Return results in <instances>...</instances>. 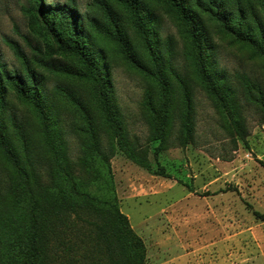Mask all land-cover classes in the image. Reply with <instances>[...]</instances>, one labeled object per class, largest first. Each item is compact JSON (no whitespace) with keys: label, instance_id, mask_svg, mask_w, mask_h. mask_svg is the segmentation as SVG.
Instances as JSON below:
<instances>
[{"label":"rangeland","instance_id":"374dc122","mask_svg":"<svg viewBox=\"0 0 264 264\" xmlns=\"http://www.w3.org/2000/svg\"><path fill=\"white\" fill-rule=\"evenodd\" d=\"M28 1L0 0L1 61L8 69L20 70L19 61L7 43L12 40L31 65L42 72L62 149L74 176L84 172L80 158L84 155L81 129L85 125L78 109L59 93L57 86L79 95L88 106L100 142L110 154L119 209L142 238L147 264L165 261L163 264H264V221L254 214V211L264 214V60L253 55L247 45L232 41L206 15L202 17L210 68L222 76L221 81L232 91L238 126L230 127L215 100L194 77L187 56L188 43L176 20L164 7L150 5L155 38L158 44H163L158 48L159 57L171 86L166 130L161 147L154 155L158 140L151 139L152 126L144 99L149 92L156 102V87L114 47L96 39V46L101 47L105 57L111 97L126 142L151 164V169H146L127 157L117 145L110 150L109 135L102 127L88 84L37 67L34 59L39 41L28 32L21 9ZM64 1L67 0H42L45 5ZM74 2L80 13H96L89 7L90 0ZM255 11L264 30V11L258 7ZM126 27L135 49L142 54L140 41ZM175 74L182 78L191 98L189 136L184 135L181 126L184 104ZM2 120L7 137L32 173L30 187L36 193L46 190L54 179V165L32 112L8 93ZM12 120L25 136L24 147L15 135ZM159 165L165 175L154 172ZM87 176H83L86 181ZM12 177L10 165L0 153V197L4 202ZM91 212L98 213L95 209ZM63 218L57 215L49 225L57 223L64 229ZM76 231L72 229L71 235L63 231L59 242L61 254L52 264H83L79 250L72 249L68 255L64 252L69 243L71 248L77 246ZM105 261L104 257L94 258L93 264Z\"/></svg>","mask_w":264,"mask_h":264},{"label":"trees","instance_id":"16d2710c","mask_svg":"<svg viewBox=\"0 0 264 264\" xmlns=\"http://www.w3.org/2000/svg\"><path fill=\"white\" fill-rule=\"evenodd\" d=\"M150 5L164 7L174 17L188 43L187 56L194 77L215 100L229 126L237 127L232 91L221 81L222 76L210 68L201 19L206 15L232 41L247 45L253 55L264 60V30L255 11V7L264 11V0H90L89 7L92 6L96 13L87 11L84 14L79 12L74 0L47 5L42 0H29L21 8L28 32L39 41L34 59L37 67L88 84L102 127L109 135L110 150L117 145L127 157L146 169H151V164L126 142L111 97L105 57L95 41L99 39L110 44L155 85L157 101L154 102L148 92L144 105L150 116L151 139L158 140L156 155L166 130L171 86L159 57L158 48L163 44H158L155 38ZM126 25L140 41L142 54L130 40ZM7 43L21 67L16 71L8 69L0 58V153L13 173L6 202L0 197V264H52L61 254L59 242L63 231L67 230L71 235L72 229L77 230V246L71 248L69 243L64 252L68 255L72 249L79 250L83 264H93V259L99 257L106 258L104 264H147L142 238L119 209L109 165L110 154L100 142L88 106L79 95L57 86L59 93L78 109L85 125L81 129L84 155L80 158L84 172L81 176H74L62 149L56 119L44 90L42 72L31 65L15 41ZM173 76L181 85L184 104L181 126L184 135L189 136L190 94L182 78L178 74ZM8 93L32 112L53 162V182L41 192L36 193L30 187L29 181L33 177L28 164L6 135L2 112ZM11 125L24 147V134L13 120ZM154 172L166 173L160 165ZM85 175H88V181L83 179ZM92 209L98 213L93 214ZM254 214L264 221V214L258 211ZM57 215L64 216L61 220L66 226L64 229H60L57 223L49 225Z\"/></svg>","mask_w":264,"mask_h":264},{"label":"crops","instance_id":"0c3cea01","mask_svg":"<svg viewBox=\"0 0 264 264\" xmlns=\"http://www.w3.org/2000/svg\"><path fill=\"white\" fill-rule=\"evenodd\" d=\"M167 261H165V262H161V263H157V264H163V263H166Z\"/></svg>","mask_w":264,"mask_h":264}]
</instances>
